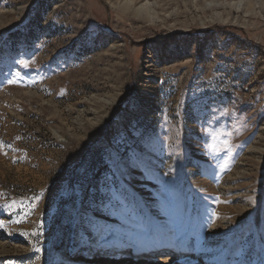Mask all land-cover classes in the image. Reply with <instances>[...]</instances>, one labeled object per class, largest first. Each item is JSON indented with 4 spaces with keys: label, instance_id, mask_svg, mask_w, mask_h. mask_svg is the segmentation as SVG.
I'll use <instances>...</instances> for the list:
<instances>
[{
    "label": "rangeland",
    "instance_id": "rangeland-1",
    "mask_svg": "<svg viewBox=\"0 0 264 264\" xmlns=\"http://www.w3.org/2000/svg\"><path fill=\"white\" fill-rule=\"evenodd\" d=\"M125 1L0 0V264H264V0Z\"/></svg>",
    "mask_w": 264,
    "mask_h": 264
},
{
    "label": "bare ground",
    "instance_id": "bare-ground-1",
    "mask_svg": "<svg viewBox=\"0 0 264 264\" xmlns=\"http://www.w3.org/2000/svg\"><path fill=\"white\" fill-rule=\"evenodd\" d=\"M132 2H133V0H126L125 4L128 7H130ZM219 4H220L219 2H216V3L214 2L215 6L216 5L218 6ZM243 4H244L243 0H238L236 2H232L230 5L236 7L237 9H240L243 7ZM137 11L139 14H141L143 17H145L149 20L157 19L155 8L152 4L145 2L139 6ZM83 244H85L84 240L79 241V245H83ZM105 245L107 246L105 248V250H107L108 248H110L112 246L116 247V246L120 245V240L117 237H112V238L108 239L107 241H105ZM138 248H139L138 243L134 241L132 243V249L135 252H139ZM158 248H160V247H158ZM119 250H121V249L118 248L116 251H119ZM175 252H186V249L175 247V249L173 250V253H175ZM246 264H254V260H249V261H247Z\"/></svg>",
    "mask_w": 264,
    "mask_h": 264
},
{
    "label": "snow or ice",
    "instance_id": "snow-or-ice-1",
    "mask_svg": "<svg viewBox=\"0 0 264 264\" xmlns=\"http://www.w3.org/2000/svg\"><path fill=\"white\" fill-rule=\"evenodd\" d=\"M12 81H10V83H11ZM17 222H19V221H17ZM3 225H2V222H0V227H2Z\"/></svg>",
    "mask_w": 264,
    "mask_h": 264
}]
</instances>
